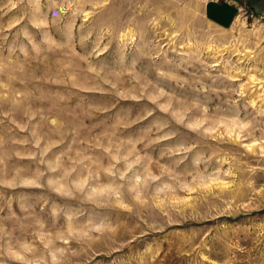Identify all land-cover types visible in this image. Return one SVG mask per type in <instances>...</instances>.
<instances>
[{"label": "rangeland", "instance_id": "rangeland-1", "mask_svg": "<svg viewBox=\"0 0 264 264\" xmlns=\"http://www.w3.org/2000/svg\"><path fill=\"white\" fill-rule=\"evenodd\" d=\"M206 1L0 0V264H264V0Z\"/></svg>", "mask_w": 264, "mask_h": 264}, {"label": "crops", "instance_id": "crops-1", "mask_svg": "<svg viewBox=\"0 0 264 264\" xmlns=\"http://www.w3.org/2000/svg\"><path fill=\"white\" fill-rule=\"evenodd\" d=\"M234 3L235 0H229L223 3L207 0L203 8L204 15L212 24L225 28L232 24L236 17L237 8Z\"/></svg>", "mask_w": 264, "mask_h": 264}, {"label": "bare ground", "instance_id": "bare-ground-1", "mask_svg": "<svg viewBox=\"0 0 264 264\" xmlns=\"http://www.w3.org/2000/svg\"><path fill=\"white\" fill-rule=\"evenodd\" d=\"M239 20H240V16L236 18V21H235L236 24L239 22Z\"/></svg>", "mask_w": 264, "mask_h": 264}, {"label": "built area", "instance_id": "built-area-1", "mask_svg": "<svg viewBox=\"0 0 264 264\" xmlns=\"http://www.w3.org/2000/svg\"><path fill=\"white\" fill-rule=\"evenodd\" d=\"M262 16V15H261Z\"/></svg>", "mask_w": 264, "mask_h": 264}]
</instances>
